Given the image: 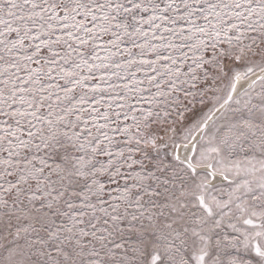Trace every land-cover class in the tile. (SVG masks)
I'll list each match as a JSON object with an SVG mask.
<instances>
[{
  "label": "snow or ice",
  "instance_id": "1",
  "mask_svg": "<svg viewBox=\"0 0 264 264\" xmlns=\"http://www.w3.org/2000/svg\"><path fill=\"white\" fill-rule=\"evenodd\" d=\"M0 264H264V0H0Z\"/></svg>",
  "mask_w": 264,
  "mask_h": 264
}]
</instances>
